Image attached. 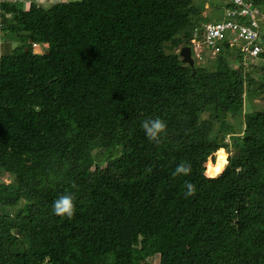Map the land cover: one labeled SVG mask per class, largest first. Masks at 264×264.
<instances>
[{
  "label": "trees",
  "instance_id": "obj_1",
  "mask_svg": "<svg viewBox=\"0 0 264 264\" xmlns=\"http://www.w3.org/2000/svg\"><path fill=\"white\" fill-rule=\"evenodd\" d=\"M196 1L0 0V264H264V52L257 78L227 41L184 64Z\"/></svg>",
  "mask_w": 264,
  "mask_h": 264
},
{
  "label": "built area",
  "instance_id": "obj_2",
  "mask_svg": "<svg viewBox=\"0 0 264 264\" xmlns=\"http://www.w3.org/2000/svg\"><path fill=\"white\" fill-rule=\"evenodd\" d=\"M220 1L232 6L225 8V19L194 28L190 47L196 58L201 61L204 57V47L208 49V57L211 53L218 55L222 50L220 44L227 41L231 50L239 48L243 63L247 66L246 60H258L264 52V45L260 41L263 27L261 8L252 0Z\"/></svg>",
  "mask_w": 264,
  "mask_h": 264
},
{
  "label": "rangeland",
  "instance_id": "obj_3",
  "mask_svg": "<svg viewBox=\"0 0 264 264\" xmlns=\"http://www.w3.org/2000/svg\"><path fill=\"white\" fill-rule=\"evenodd\" d=\"M9 2H14L15 0H7ZM36 1V0H34ZM203 2V0H197L196 3H200ZM208 5H211L209 8L208 6L205 7V9L203 10V17H204V23H217L218 21H222L225 17V13H226V5H228L226 2L224 1H220V0H210L208 2ZM45 7V6H44ZM1 26H0V55L2 53V51H4L3 48V44L6 43L5 39L2 37V32H1ZM7 48L5 47V50ZM43 48H39V51H41ZM239 50V48H236ZM238 50L233 51V56L230 57L228 60L230 61V63L232 64L233 68H236L237 70H240L242 67L244 68L246 73H249L251 76H253L254 78H257L260 74V67L263 65V62L260 60H251L248 59L246 60L247 66L245 65V63H243L241 61V59H238L237 53H239ZM180 52V51H179ZM196 60V65L199 66V64L203 63V65H206L208 67H210L209 65H211V69L215 70L216 66H217V54H213L211 53V55H209V57H203V59L201 61H198V59L195 57ZM243 60V59H242ZM244 61V60H243ZM247 95L245 94V107L247 112H253V111H259L263 108V101L261 99V96L256 95V96H250V97H246ZM232 119V118H231ZM230 119V120H231ZM239 120V119H238ZM235 123L236 126L235 127H239L241 126V122L238 121ZM235 122V120H234ZM229 140V138H228ZM212 159V158H211ZM210 162H214V164L216 165L217 163V159H218V153L215 154V160H211ZM2 180H4L6 183L10 182V178L8 176H4L1 177ZM153 262L158 263L159 258H154V260L152 259Z\"/></svg>",
  "mask_w": 264,
  "mask_h": 264
},
{
  "label": "clouds",
  "instance_id": "obj_4",
  "mask_svg": "<svg viewBox=\"0 0 264 264\" xmlns=\"http://www.w3.org/2000/svg\"><path fill=\"white\" fill-rule=\"evenodd\" d=\"M188 47H190V45ZM191 52H192V58H193L195 65H196L195 53L192 51V49H191ZM244 74H246L245 71H244ZM142 128L144 129V131L146 132V134L150 140L157 141L160 138L161 134L166 132L167 124L165 121L159 120V119L152 120V121L145 120L142 123ZM221 150H223L224 152L227 153V151L225 149H221ZM227 156H229L228 153H227ZM211 158L212 157H210L209 159H211ZM211 160H213V158ZM216 171L219 172L220 168H217ZM189 172H190V166H186L185 164H181L176 168L174 175H179V174L187 175V174H189ZM73 187H75V184H73ZM187 189H188V192H187L188 195H193L195 193V188L192 184H190V183L187 184ZM53 211L58 216H65L66 215L67 217L71 218L75 213V202H74L73 196L66 194V195H63L60 198H58L53 204Z\"/></svg>",
  "mask_w": 264,
  "mask_h": 264
},
{
  "label": "crops",
  "instance_id": "obj_5",
  "mask_svg": "<svg viewBox=\"0 0 264 264\" xmlns=\"http://www.w3.org/2000/svg\"><path fill=\"white\" fill-rule=\"evenodd\" d=\"M33 0H15L14 2H17L20 6L26 8L28 3H31ZM39 2L42 6H45V8H48L52 6L53 4L60 3V2H74L79 0H36ZM28 7V6H27Z\"/></svg>",
  "mask_w": 264,
  "mask_h": 264
},
{
  "label": "water",
  "instance_id": "obj_6",
  "mask_svg": "<svg viewBox=\"0 0 264 264\" xmlns=\"http://www.w3.org/2000/svg\"><path fill=\"white\" fill-rule=\"evenodd\" d=\"M180 55H181V58H182L184 64H187L192 68L195 67V62L192 58V52H191L190 47H188V46L183 47L181 49ZM193 74H195V70H194ZM238 155H239V152L237 153V156Z\"/></svg>",
  "mask_w": 264,
  "mask_h": 264
}]
</instances>
